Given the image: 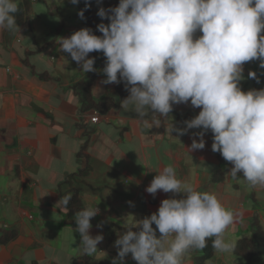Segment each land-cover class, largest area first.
Wrapping results in <instances>:
<instances>
[{"label": "crops", "instance_id": "obj_1", "mask_svg": "<svg viewBox=\"0 0 264 264\" xmlns=\"http://www.w3.org/2000/svg\"><path fill=\"white\" fill-rule=\"evenodd\" d=\"M58 1L68 5L67 0ZM37 11V2L31 0L27 19L18 25L19 32L0 30V231L16 232L13 239L0 243V264H112L117 256L114 242L124 231V224L132 217L139 220L150 215L162 199L172 196L157 192V205H145L146 187L156 175L154 170L167 165L175 167L178 178L195 182L198 190L215 193L227 208L243 213L242 219L228 229V239L249 235L254 212L264 229V189L249 188L242 178L229 177L232 165L211 150L212 136L208 132L204 134V149L189 153V157L186 149L193 138L199 139L193 135L199 129H190L179 137L180 141L170 137L163 124L142 132L135 113L125 109L123 101L100 113L93 123L92 109L81 111L73 89L89 72L79 71L76 62L62 54L56 43L58 37L70 36L82 28L81 22L73 18L75 10L63 11L61 16L67 24L61 19L62 29L50 37L59 20L46 29L40 16L29 20L28 15ZM64 56L69 63L62 70ZM89 56L95 58L98 70L92 98L117 99L116 88L124 83L102 84L104 74L100 70L105 57L102 52ZM243 69V91L264 88L248 77L249 70L259 79L264 75L258 60L245 63ZM42 73L48 77L39 78L37 74ZM199 111L189 102L174 105L170 115L177 127H183V122ZM84 141L88 161L78 155ZM82 168V174L72 175ZM217 169L223 174L221 181L212 180ZM65 178L68 181L63 183ZM73 187L80 189L83 207L96 205L100 209L90 221V234H101L103 240L92 257L80 256L75 220L67 218L59 201ZM134 261L128 254L123 264ZM207 262L227 264V255L214 252ZM251 264H264V256Z\"/></svg>", "mask_w": 264, "mask_h": 264}, {"label": "clouds", "instance_id": "obj_2", "mask_svg": "<svg viewBox=\"0 0 264 264\" xmlns=\"http://www.w3.org/2000/svg\"><path fill=\"white\" fill-rule=\"evenodd\" d=\"M84 2L90 6V0ZM19 11V0H0V30L19 32ZM78 15L83 19V10ZM97 15L108 20L96 25L101 35L83 27L56 40L79 71L97 72L89 53L102 52L101 83H124L129 94L123 106L135 113L142 132L163 124L179 140L199 129L193 134L199 139L184 147L189 155L204 149V134L210 130L211 150L232 165L229 177L264 189V88L243 91L240 86L245 63L258 60L264 68V0H119L117 6L99 7ZM63 61L62 70L69 63L65 56ZM248 77L259 83L256 72L249 70ZM189 102L200 111L177 127L170 115L173 106ZM154 171L147 193L172 196L148 216H131L114 242L112 264H123L128 254L137 264H184L192 251L208 247L209 239L215 252L234 253L237 241L226 233L243 213L227 208L215 193L198 190L195 182L178 178L172 165ZM71 198V193L60 197L61 206L67 208ZM99 212L96 205L86 206L74 215L80 256L99 251L103 236L90 234V221Z\"/></svg>", "mask_w": 264, "mask_h": 264}, {"label": "trees", "instance_id": "obj_3", "mask_svg": "<svg viewBox=\"0 0 264 264\" xmlns=\"http://www.w3.org/2000/svg\"><path fill=\"white\" fill-rule=\"evenodd\" d=\"M34 1L38 2L39 0H34ZM118 3L119 0H100L99 4L97 3V0H90V6L86 8L84 0H79V2L76 4V10L73 13V18L81 22L82 28L89 27L93 30L94 34L101 35V33L96 28V25L101 22L107 24L108 20L107 19H104L103 21L101 20V18L97 15L98 8L104 7L105 9H107L109 7L117 6ZM67 4H72V3L70 2V0H67ZM19 8L20 11L16 14L17 25H20L21 23H23V21L27 19L26 14L29 12L31 8V0H20ZM80 10H83L84 12L83 19H81L80 16L78 15V12ZM62 25L63 22L60 19L58 21V28L55 31L56 34L62 29ZM199 34L200 33H197V35ZM61 53L70 56L67 53H63L62 51ZM24 63H27V61L24 60ZM37 75L41 79L48 77L47 73H42ZM96 75H97L96 72H89L88 74L85 75L83 79H81L80 81L76 82L73 85V89L80 99L81 111H85L87 109L88 110L95 109L99 113H106L108 110L115 108L119 102H121L124 98H126V96L128 95V91L126 90L125 85H118L116 88L118 94L117 99H114L112 97H104L98 100H94L91 95V88L96 78ZM259 84L261 86H264V75L260 77ZM256 89H261V88L257 86ZM208 134L212 136L210 130L208 131ZM78 155L82 156L83 158H85L86 161H88V154L86 153L85 141L84 144L81 146ZM218 159L221 160L220 155L218 156ZM84 171L85 168H82L79 169L77 172L73 173L72 175H80ZM221 179H223V174L219 169H217L212 175V180L221 181ZM67 181L68 178H65L62 182L65 183ZM79 190L80 189L78 187H73L63 194L65 195L67 193H71L72 195L68 207L67 208L64 207L68 219H74L75 213L78 210L84 208L82 204V200L80 198ZM144 200H145V205L147 207H153L158 203V195L156 193V195L153 196L146 192ZM153 228L155 229L154 224H153ZM15 235L16 232L14 230L2 229L0 231V243H5L6 241L13 239ZM157 235H159L158 230H157ZM236 241H237V247L233 255L241 258L244 261V264H251L255 258L264 256V229L260 224L259 217L256 212L252 214L249 221V235L247 237L238 238ZM214 252L215 251L211 246V239H209L208 247H206L202 251L194 250L190 253L192 258V264H206L207 261L212 260L214 256ZM132 264H137V262L134 261Z\"/></svg>", "mask_w": 264, "mask_h": 264}, {"label": "rangeland", "instance_id": "obj_4", "mask_svg": "<svg viewBox=\"0 0 264 264\" xmlns=\"http://www.w3.org/2000/svg\"><path fill=\"white\" fill-rule=\"evenodd\" d=\"M37 7H38V11L35 14H34V12L33 13L31 12L28 15L29 20L31 21V19H35V18L40 16L41 21H44V24L46 25V29H49L48 26L51 25V22L57 24V21L60 19H62L64 21V24L66 25L67 22H66L65 18H63L61 16V15H63V11L76 10V4L75 5L74 4L66 5L64 2L62 3V2H59L58 0H39L37 2ZM47 11L51 16H49L47 14ZM54 29H55V26H54ZM52 31H53V34H50V37H53L55 34V31L54 30H52ZM53 53H54V55H57V51L53 50ZM143 211L145 212V214L148 213V211L146 209L145 210L143 209ZM226 255H227V261H228L227 264H244V261L241 258H239L235 255H232V254L226 253ZM185 261L192 262L191 255L187 256L185 258Z\"/></svg>", "mask_w": 264, "mask_h": 264}, {"label": "built area", "instance_id": "obj_5", "mask_svg": "<svg viewBox=\"0 0 264 264\" xmlns=\"http://www.w3.org/2000/svg\"><path fill=\"white\" fill-rule=\"evenodd\" d=\"M91 111H92L91 120L93 123H96L100 117V113L95 109H92Z\"/></svg>", "mask_w": 264, "mask_h": 264}]
</instances>
